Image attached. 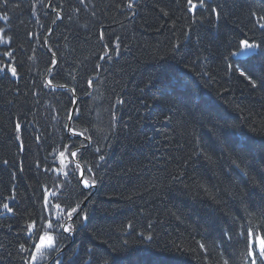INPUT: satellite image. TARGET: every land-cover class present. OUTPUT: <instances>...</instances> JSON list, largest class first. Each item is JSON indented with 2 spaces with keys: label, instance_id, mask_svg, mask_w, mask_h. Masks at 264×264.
Segmentation results:
<instances>
[{
  "label": "trees",
  "instance_id": "16d2710c",
  "mask_svg": "<svg viewBox=\"0 0 264 264\" xmlns=\"http://www.w3.org/2000/svg\"><path fill=\"white\" fill-rule=\"evenodd\" d=\"M193 2L0 0V67L18 69L0 73V264H29V224L50 235L47 171L84 144L65 137V88L97 189L61 264H250L245 232L264 234V0ZM241 40L260 45L249 60L234 58ZM84 196L74 176L60 208Z\"/></svg>",
  "mask_w": 264,
  "mask_h": 264
},
{
  "label": "snow or ice",
  "instance_id": "6c2138e0",
  "mask_svg": "<svg viewBox=\"0 0 264 264\" xmlns=\"http://www.w3.org/2000/svg\"><path fill=\"white\" fill-rule=\"evenodd\" d=\"M188 3H189V5H191V7L189 9L190 11H196L197 10V5L193 2V0H188ZM4 6L6 7V0H5V5ZM132 6H133L132 4L128 5L129 8H132ZM201 6H203V5L201 4ZM0 19H5L6 20L7 16L5 15L3 17H0ZM260 27L264 28V24H261ZM0 43L7 44V43H9V41L0 40ZM239 47H240V52H234L233 53L234 56L235 55H239L243 51L257 49V48L260 47V45L254 44V43H250L248 40H241ZM4 55H6L8 57H12L13 53L5 51ZM0 73H2L4 75H7L8 73H10L12 77H17L18 69L15 66H11L9 64H5V66L0 67ZM239 74H240L241 77H244L245 79H248L249 83H251L253 87H256V84L251 79H249V77L246 75V73L241 71ZM16 129L17 130H21V125L17 124L16 125ZM72 135L73 136H78L79 134L75 133L73 131ZM97 151H99V149H97ZM64 155H65V152L61 151L60 152V156L64 157ZM70 155L72 157H76L78 155V153L76 151H72L70 153ZM99 159L101 161H103L104 160V156L101 155L99 157ZM61 165H63V159L61 160ZM76 167L79 168L80 165L77 164ZM86 171L87 172H91L92 169H87ZM81 176H82V180L79 181L78 183H82L84 188H91V187L95 186V181L94 180L90 182L89 179L83 178V172L81 173ZM56 207L60 208V204H57ZM69 209L70 210H68V209L65 210L66 211V215H67L68 220H72L74 214L75 215H79L78 210L80 209V205L76 204L75 206H72L70 204L69 205ZM3 210L6 213H13V211H14L13 208L8 203H4L3 204ZM83 218L87 219L86 216L83 217ZM33 227H34V223L29 224L27 226V229H32ZM59 227L61 229L60 236H63L64 233H70L72 231V225L67 223V222L65 224L59 225ZM47 228L50 229V230L53 229V223L51 221H49L47 223ZM28 239H31V234H29ZM147 239H151V237H147ZM26 242L27 241H25V243ZM25 243H21L20 244V250L21 251H26ZM59 243H60V241L59 240H54L53 236H51V235H41V236H39V243L34 244L33 247H34V249L37 252H39L41 250V248H43V247H45V245H47V247H49L53 252H55V251H57V247H58ZM245 244H246V248H247V255H248L249 259H250V264H258V260L260 261V264H264V234H262L259 238H257L256 234L254 232L246 231L245 232ZM257 244L259 245L258 252H257ZM201 247H203V245H201ZM31 259L33 261V264H35L36 256L32 255ZM26 264H27V262H26ZM53 264H61V261H60L59 257H57L53 261ZM100 264H108V261L105 259V260L101 261ZM225 264H227V262H225Z\"/></svg>",
  "mask_w": 264,
  "mask_h": 264
},
{
  "label": "bare ground",
  "instance_id": "6f19581e",
  "mask_svg": "<svg viewBox=\"0 0 264 264\" xmlns=\"http://www.w3.org/2000/svg\"><path fill=\"white\" fill-rule=\"evenodd\" d=\"M83 26H81V29L82 30H86L85 28H82ZM104 58V56L102 57V59ZM47 174H49V176H53L52 175V173H50V171H47ZM95 187L97 188V186L95 185ZM48 204H47V212H46V216L48 217V219L50 220V221H55L54 222V224L56 225V224H59L60 222H61V224H63L62 223V221H60L59 219H56V215H55V210H57V208H55L53 205H50V202H47ZM84 206H86V205H84ZM47 221V220H46ZM41 223H43V224H45V215H44V217H43V219H41ZM60 224V225H61ZM25 229H27V227L25 228ZM46 230V229H45ZM45 230L42 232V235H45ZM31 231V229H27L26 230V232H30ZM49 231V230H48ZM52 233V235L53 236H56V232H51ZM126 236V235H125ZM124 236V237H125ZM124 237H122L123 239H124ZM126 239H128L127 237H125ZM32 240H33V238H32ZM143 240L145 241V239H144V237H142V239L140 240V244H142V245H137L138 247H139V249L141 248V253H139V255L138 256H140V258L142 257V256H144L145 254L146 255H148V253H149V251L151 250V249H148V248H150V243H148L147 245H143ZM70 247V245L67 243V242H65V243H63L62 245H60L59 247H58V249H57V253L59 254V255H62L68 248ZM144 247L145 248H147L148 250H144V253H143V249H144ZM30 248V255H31V252H32V250H34V248L33 247H29ZM53 259V257H51L50 259H48V261H51ZM145 260H146V263L147 264H149L148 263V258L145 256ZM29 263V262H28ZM150 264H152L151 262H150Z\"/></svg>",
  "mask_w": 264,
  "mask_h": 264
},
{
  "label": "water",
  "instance_id": "95a60500",
  "mask_svg": "<svg viewBox=\"0 0 264 264\" xmlns=\"http://www.w3.org/2000/svg\"><path fill=\"white\" fill-rule=\"evenodd\" d=\"M75 103H76V98H74L73 108H74V106H75ZM72 112H73V109H72L71 112H70V116H71ZM69 122H70V119H69L68 124H67V126H66V132H67V133H69ZM81 180H82V176L80 175V176H79V181H81ZM91 188H92V189H95V187H91ZM86 201H87V200H85V201L83 202L82 206L85 205ZM70 236L72 237V234H70Z\"/></svg>",
  "mask_w": 264,
  "mask_h": 264
}]
</instances>
